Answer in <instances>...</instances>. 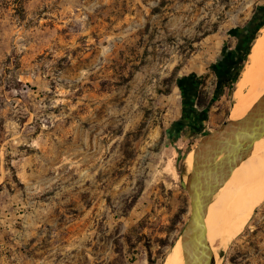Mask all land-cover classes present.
<instances>
[{
	"label": "rangeland",
	"instance_id": "rangeland-1",
	"mask_svg": "<svg viewBox=\"0 0 264 264\" xmlns=\"http://www.w3.org/2000/svg\"><path fill=\"white\" fill-rule=\"evenodd\" d=\"M262 8L0 0V264H166ZM239 221L215 263L264 264V200Z\"/></svg>",
	"mask_w": 264,
	"mask_h": 264
},
{
	"label": "water",
	"instance_id": "water-1",
	"mask_svg": "<svg viewBox=\"0 0 264 264\" xmlns=\"http://www.w3.org/2000/svg\"><path fill=\"white\" fill-rule=\"evenodd\" d=\"M263 19L264 8L254 14L241 31L242 36ZM262 138L264 94L242 118L223 122L197 143L187 179L180 182L189 201V216L179 237L184 264H216L205 237V212L234 168L250 153L254 142Z\"/></svg>",
	"mask_w": 264,
	"mask_h": 264
},
{
	"label": "bare ground",
	"instance_id": "bare-ground-1",
	"mask_svg": "<svg viewBox=\"0 0 264 264\" xmlns=\"http://www.w3.org/2000/svg\"><path fill=\"white\" fill-rule=\"evenodd\" d=\"M261 32L251 47L248 64L235 84L230 120L242 118L264 94V26ZM263 200L264 138L254 142L250 153L234 168L205 212V237L214 260L217 252L234 238V219L243 222ZM165 262L184 264L180 239L171 248Z\"/></svg>",
	"mask_w": 264,
	"mask_h": 264
}]
</instances>
